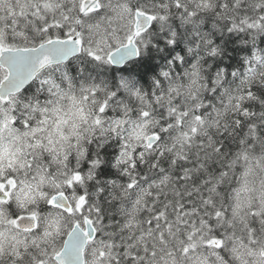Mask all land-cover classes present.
<instances>
[{
  "label": "snow or ice",
  "instance_id": "obj_1",
  "mask_svg": "<svg viewBox=\"0 0 264 264\" xmlns=\"http://www.w3.org/2000/svg\"><path fill=\"white\" fill-rule=\"evenodd\" d=\"M0 264H264V0H0Z\"/></svg>",
  "mask_w": 264,
  "mask_h": 264
}]
</instances>
